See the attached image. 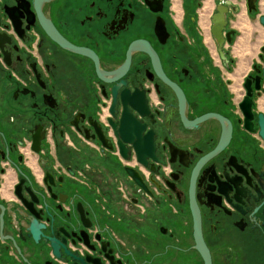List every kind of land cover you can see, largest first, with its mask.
<instances>
[{"label":"flooded vegetation","instance_id":"1","mask_svg":"<svg viewBox=\"0 0 264 264\" xmlns=\"http://www.w3.org/2000/svg\"><path fill=\"white\" fill-rule=\"evenodd\" d=\"M241 5L264 28V0H0V264H264L253 79L251 129L240 109L264 44L232 55Z\"/></svg>","mask_w":264,"mask_h":264},{"label":"water","instance_id":"2","mask_svg":"<svg viewBox=\"0 0 264 264\" xmlns=\"http://www.w3.org/2000/svg\"><path fill=\"white\" fill-rule=\"evenodd\" d=\"M255 2L256 0H246V5H247V9L249 12H251L252 10H256L255 7ZM228 4V2H227ZM226 11V7L222 6V5H218L217 6V12L212 16V25L210 28V32L213 36V38L216 41L217 44V48L219 50V52L223 55L222 52V48H223V43H224V39H223V31L225 30L224 24H225V14L224 12ZM260 23L264 26V16L260 17ZM230 32L226 33V36H229ZM57 38V37H56ZM62 44H64L62 41H60ZM227 42L231 43V40L229 37H227ZM261 52L262 54H260L259 58L261 60V64L259 66L254 65V70L256 71L257 75L255 77H251L248 76L245 80L244 83V87L246 88V96L244 97L243 101L240 103V109L244 115V122H245V126L247 127V129H251V119L253 118L252 115V105H253V100H252V91H251V87H250V80L253 79L255 80V86L254 88L257 91L262 90L264 93V46L261 48ZM103 80L107 81L106 79H104L103 77H101ZM264 97V95H263ZM210 117H215L218 119H222V117L218 114L215 113H208L205 114L201 117H199L198 119H196L195 121H193L192 123L194 124L195 122H199L202 120H205L207 118ZM192 123H186L187 125L192 124ZM258 125H259V135L261 136V138L264 141V116L262 113L258 114ZM230 131L231 128L229 126L228 128V132L225 136V140L229 138L230 136ZM35 150H38V148L35 147ZM138 160L142 163H146L145 159L143 157H139L138 156ZM130 173H133V171L129 168L128 169ZM1 208V214H0V231L2 230V225H3V213H4V207L2 205H0ZM27 208V207H26ZM30 213L32 215L33 214V210L27 208ZM35 216V215H34ZM45 228V226H43L42 224H38L36 221V216L35 218H33L32 220H30V223L28 225V231H29V236H31L35 241L38 240L41 232H40V228ZM46 240H50V238L48 236H45ZM11 239V238H10ZM204 245H200V250L202 252V254L205 256L206 261L208 263V259H207V250L205 248ZM53 247V246H52ZM65 246L62 245V248H64ZM56 249V247H55Z\"/></svg>","mask_w":264,"mask_h":264},{"label":"crops","instance_id":"3","mask_svg":"<svg viewBox=\"0 0 264 264\" xmlns=\"http://www.w3.org/2000/svg\"><path fill=\"white\" fill-rule=\"evenodd\" d=\"M240 19L241 25H238L237 28L240 36L242 37L236 41L234 46H236L238 51L237 55H241L242 57L244 56L245 62L248 63L253 57L254 50L256 49L258 52V49L264 44V28L258 23L250 24L243 5H241ZM252 39L254 40L253 44H251ZM231 53L235 56L232 50ZM1 196L8 199V196L3 194H1Z\"/></svg>","mask_w":264,"mask_h":264},{"label":"rangeland","instance_id":"4","mask_svg":"<svg viewBox=\"0 0 264 264\" xmlns=\"http://www.w3.org/2000/svg\"><path fill=\"white\" fill-rule=\"evenodd\" d=\"M202 24V23H201ZM207 23L205 22V21H203V24L201 25V27H202V29H203V31L206 33V31H207V25H206ZM206 40H208V39H206ZM207 44H208V41H207ZM232 51H233V54L234 55H236L237 57H238V59L240 58V56L239 55H237L238 54V51H237V49H236V46H232Z\"/></svg>","mask_w":264,"mask_h":264},{"label":"bare ground","instance_id":"5","mask_svg":"<svg viewBox=\"0 0 264 264\" xmlns=\"http://www.w3.org/2000/svg\"><path fill=\"white\" fill-rule=\"evenodd\" d=\"M206 8V7H205ZM204 10V9H203ZM203 15V13H201Z\"/></svg>","mask_w":264,"mask_h":264}]
</instances>
